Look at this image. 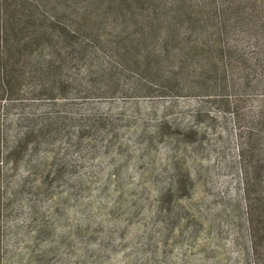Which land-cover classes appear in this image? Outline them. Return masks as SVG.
<instances>
[{"label": "rangeland", "instance_id": "obj_1", "mask_svg": "<svg viewBox=\"0 0 264 264\" xmlns=\"http://www.w3.org/2000/svg\"><path fill=\"white\" fill-rule=\"evenodd\" d=\"M72 67L0 101V264H264L246 191L264 198V157L243 168L233 115L259 98L185 78L162 94L121 62L69 85Z\"/></svg>", "mask_w": 264, "mask_h": 264}, {"label": "trees", "instance_id": "obj_2", "mask_svg": "<svg viewBox=\"0 0 264 264\" xmlns=\"http://www.w3.org/2000/svg\"><path fill=\"white\" fill-rule=\"evenodd\" d=\"M115 62L143 67L162 94L179 93L185 78L213 80L227 103L256 96L252 120L239 104L233 115L243 168L264 157V0H0V101L17 99L28 79L43 99L55 71L79 63L83 71L66 81L89 86L94 75L113 77ZM246 191L258 259L264 198Z\"/></svg>", "mask_w": 264, "mask_h": 264}]
</instances>
